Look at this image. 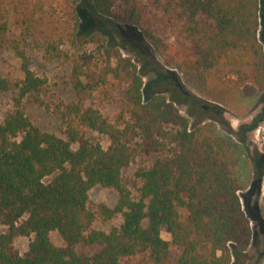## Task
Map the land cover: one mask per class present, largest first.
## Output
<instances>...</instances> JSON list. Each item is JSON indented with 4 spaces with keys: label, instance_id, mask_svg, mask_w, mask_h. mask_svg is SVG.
I'll return each instance as SVG.
<instances>
[{
    "label": "trees",
    "instance_id": "16d2710c",
    "mask_svg": "<svg viewBox=\"0 0 264 264\" xmlns=\"http://www.w3.org/2000/svg\"><path fill=\"white\" fill-rule=\"evenodd\" d=\"M71 2L72 29L43 40H31L33 25L14 39L0 2V51L15 56L22 74L14 83L0 76V93H13L0 119V264H232L251 237L235 156L211 124L191 128L164 94L144 101L135 62L108 44L102 28L80 38L81 0ZM84 2L104 23L138 29L165 66L221 105L245 86H264L260 0ZM31 52L68 66L73 99H47ZM26 99L59 118L61 135L30 120ZM131 165L132 188L124 177ZM96 186L116 191L114 206H89ZM118 217L109 231L94 227ZM19 238H30L23 254Z\"/></svg>",
    "mask_w": 264,
    "mask_h": 264
},
{
    "label": "rangeland",
    "instance_id": "374dc122",
    "mask_svg": "<svg viewBox=\"0 0 264 264\" xmlns=\"http://www.w3.org/2000/svg\"><path fill=\"white\" fill-rule=\"evenodd\" d=\"M81 0L80 32L85 34L97 28H102L101 36L108 44L115 45L121 54L130 57L138 67L142 77L143 100L147 101L155 94H164L174 103L182 116L188 119L190 127L199 124H211L216 134L225 142L229 151L237 160V168L242 177V185L238 195L245 215L249 219L251 237L249 246L233 255L232 264H264V86H245L234 94L227 104L221 105L203 95L187 84L173 69L163 64L138 29L127 24L104 23V17L94 15L89 6ZM148 2V0H142ZM4 2L9 15V25L12 37L17 39L29 25L34 26L32 39H48L65 37L73 26L71 0H0ZM259 37L264 46V0H260ZM161 33V32H160ZM90 49L94 44L88 46ZM264 48V47H263ZM27 52L30 51L27 49ZM32 68L35 73L47 79V99H73L66 81L68 66L60 61L47 62L42 55L31 52ZM19 61L9 51H0V76L14 83L21 79ZM180 92L177 96L175 91ZM13 93H0V119L12 106ZM176 97V98H175ZM174 98L176 100H174ZM195 102L199 107L195 106ZM217 106V107H215ZM24 110L30 120L42 131L61 135L63 126L59 118L44 110L32 99L24 100ZM88 137L101 143L103 148L109 146L105 136L89 132ZM135 165L124 172L125 181L132 188L137 181L134 176ZM50 178H46L48 182ZM133 193L136 195L135 189ZM118 195L116 191L94 187L89 191V206L95 208L98 204L114 206ZM121 218L111 222L98 219L94 227L109 231L119 226ZM53 244L63 246L64 243L56 232L50 234ZM161 238L170 241L171 237L165 230ZM30 238H19L15 247L23 254L28 247Z\"/></svg>",
    "mask_w": 264,
    "mask_h": 264
}]
</instances>
